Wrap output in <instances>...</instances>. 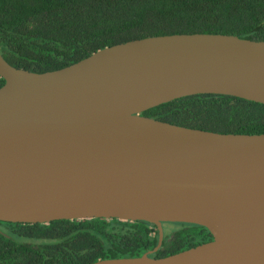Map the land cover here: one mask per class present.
Masks as SVG:
<instances>
[{"label":"water","instance_id":"obj_1","mask_svg":"<svg viewBox=\"0 0 264 264\" xmlns=\"http://www.w3.org/2000/svg\"><path fill=\"white\" fill-rule=\"evenodd\" d=\"M0 221L116 218L205 227L212 240L89 264H264V132L143 116L173 99L264 104V40L179 33L106 46L35 72L0 54Z\"/></svg>","mask_w":264,"mask_h":264},{"label":"trees","instance_id":"obj_2","mask_svg":"<svg viewBox=\"0 0 264 264\" xmlns=\"http://www.w3.org/2000/svg\"><path fill=\"white\" fill-rule=\"evenodd\" d=\"M197 32L264 40V0H0V54L35 72L128 40ZM141 114L213 132H264V104L231 95L183 96ZM179 225L154 250L158 233L141 220L0 221V264H89L146 252L161 258L209 239L201 225Z\"/></svg>","mask_w":264,"mask_h":264},{"label":"flooded vegetation","instance_id":"obj_3","mask_svg":"<svg viewBox=\"0 0 264 264\" xmlns=\"http://www.w3.org/2000/svg\"><path fill=\"white\" fill-rule=\"evenodd\" d=\"M168 223H175V224H177V225H179L180 223H183V222H162V228H163V236H164V232L166 231V229H165V226H167V224ZM152 224V223H151ZM188 224H193V223H188ZM154 225V224H153ZM154 227H155V229H156V231H157V233H158V230H157V228H156V226L154 225ZM174 228H176V227H178V226H173ZM208 240L207 241H210V240H212V235L210 234V235H208ZM163 241V240H162ZM206 241V242H207ZM162 244V243H161ZM161 246V245H160ZM159 246V247H160ZM158 247V248H159ZM157 248V249H158ZM151 252V251H150Z\"/></svg>","mask_w":264,"mask_h":264},{"label":"rangeland","instance_id":"obj_4","mask_svg":"<svg viewBox=\"0 0 264 264\" xmlns=\"http://www.w3.org/2000/svg\"><path fill=\"white\" fill-rule=\"evenodd\" d=\"M173 226H178L179 227L180 225H177L175 223H168L167 226H165V229H166L165 232H168V233L173 232V230L176 229Z\"/></svg>","mask_w":264,"mask_h":264}]
</instances>
